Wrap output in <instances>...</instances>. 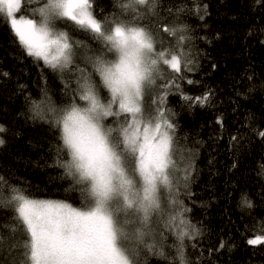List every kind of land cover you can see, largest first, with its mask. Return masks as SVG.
<instances>
[{"label": "snow or ice", "instance_id": "1", "mask_svg": "<svg viewBox=\"0 0 264 264\" xmlns=\"http://www.w3.org/2000/svg\"><path fill=\"white\" fill-rule=\"evenodd\" d=\"M257 3L264 8V0ZM111 7L105 13L96 0H0V20L19 46L61 81L60 104L44 90L30 99V111L59 130L56 163L79 198L78 206L34 198L0 174V211L9 213L0 219V264H149L150 256L192 264L185 242L202 229L180 199L191 165L167 97L193 63L187 26L172 21L193 9L182 0H112ZM181 95L192 107L213 93ZM7 131L0 125V145ZM254 132L264 139V130ZM241 203L254 207L246 195ZM257 232L247 244L264 245V221ZM225 245L221 240L218 249Z\"/></svg>", "mask_w": 264, "mask_h": 264}, {"label": "trees", "instance_id": "2", "mask_svg": "<svg viewBox=\"0 0 264 264\" xmlns=\"http://www.w3.org/2000/svg\"><path fill=\"white\" fill-rule=\"evenodd\" d=\"M96 2L105 13L112 11V0ZM182 2L193 10L172 22L187 26L192 71L180 90L167 97V107L175 113L184 164L191 165L180 199L202 229L196 240L185 242L186 255L192 264H264V245L247 244L264 221V139L254 132L264 130V8L257 0ZM0 73H8L0 76V125L8 129L0 145V174L34 198L78 206V193L56 163L59 130L33 119L30 111V99H41L44 90L60 104L61 81L42 61L27 56L2 20ZM209 90L208 103L192 107L181 95L201 96ZM242 195L254 207L242 206ZM8 215L0 211V219ZM221 240L226 245L218 249ZM149 264L165 262L150 256Z\"/></svg>", "mask_w": 264, "mask_h": 264}]
</instances>
